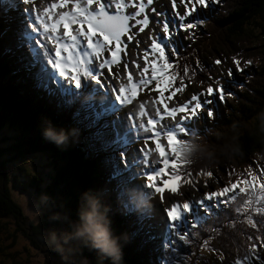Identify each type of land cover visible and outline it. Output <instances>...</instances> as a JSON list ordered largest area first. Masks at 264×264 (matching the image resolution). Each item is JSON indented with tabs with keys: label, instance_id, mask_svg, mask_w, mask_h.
<instances>
[{
	"label": "trees",
	"instance_id": "obj_1",
	"mask_svg": "<svg viewBox=\"0 0 264 264\" xmlns=\"http://www.w3.org/2000/svg\"><path fill=\"white\" fill-rule=\"evenodd\" d=\"M201 11L199 16L205 19L203 26L193 30L188 37L191 42L176 51L178 62L171 63L167 74L178 79L176 82L183 80L199 86L203 82L199 73L207 72L208 78L212 70L224 73L232 67V57H237L245 70L240 73L233 70L239 75L231 84L230 90L234 95L224 103L216 99L217 110L213 117L205 119L201 126L196 125L190 133L204 134L210 129L220 133L236 122L240 130L238 139L241 151L231 159L220 157L211 163L196 162L180 166L178 174L182 180H186L190 173L194 181L199 177L200 183H203L206 179L203 172L210 171L212 178L208 181L212 184L206 187L210 192L220 187L237 185L231 193L226 194L225 202L219 209H213L211 214L185 232L188 244L181 245L180 251L188 254L184 264H235V260L243 259L249 243L264 240V191L257 193L262 205L251 213L254 220L250 215L240 218L234 209L253 183L248 176L249 170L252 173L257 171L256 166L264 167V136L255 130L252 120L254 113L264 107V0H221L220 5H210ZM4 43V38H0V131L5 127L11 135L8 140L17 142L10 146L3 145L0 140V230L6 233L7 239L4 243L0 240V264H29L30 260L25 261L14 250H10L22 240L43 256L45 264H60L58 256L45 247L41 238L42 227L47 228L50 223L43 217L47 213H43L37 223L34 217L26 215L21 203L12 194L13 190L20 192L19 189L40 193L43 177L39 172L30 171L24 166L34 153L44 155L49 160L48 164L53 166V172L55 170V173L48 174L47 178L51 182L46 191L70 210H74L77 194L84 188L107 189L108 200L112 204L113 228L116 232L127 233V242L123 246L124 264L154 262L160 254L154 251L160 244L159 240L144 243L146 238L143 232L133 234L140 212L117 204L116 192L111 191V185L105 183L108 168L103 162L104 158L114 157L118 164V148L93 153L88 144L94 130L84 127L86 121L78 123L72 117L73 110L79 105L57 107L58 96L46 95L35 86L31 73L19 71L18 68L24 62L9 52L4 53ZM217 59L222 61L220 65L214 63ZM245 60L250 61L247 67L243 64ZM205 84L209 86L208 82ZM101 99L94 96L93 101L99 104ZM42 118L51 120L57 127H75L79 134L63 148L48 144L39 132ZM105 119L111 120L112 116ZM97 128H100L99 123ZM31 130L36 132L29 133ZM100 132L105 141L112 139L111 128H100ZM210 138H213L212 142L220 143L219 138L223 139V136H207V139ZM5 153H10V162L19 165L13 180L9 179V174L12 177L10 165L3 160ZM198 172L199 176L196 175ZM11 181L13 184L9 185ZM197 187L189 200L200 198ZM84 254L91 258V253L85 251Z\"/></svg>",
	"mask_w": 264,
	"mask_h": 264
},
{
	"label": "snow or ice",
	"instance_id": "obj_2",
	"mask_svg": "<svg viewBox=\"0 0 264 264\" xmlns=\"http://www.w3.org/2000/svg\"><path fill=\"white\" fill-rule=\"evenodd\" d=\"M146 3L150 6L153 0H146ZM170 3L178 24L176 22L170 24L163 12L152 9L157 18L156 23L162 25L163 35L162 37L159 33L150 35L148 37L150 43L145 51H150L156 58L151 60L150 65L148 60H145L144 67L139 69V72L145 75L138 81L128 75L125 66L128 84H120L117 89L109 79L113 76L111 65L118 63L119 54L126 50V41L131 42L136 33L149 24L144 0H52L41 9L37 8L33 0H0V38L11 30L16 39V47L26 49L27 57L19 59L24 61L22 66L25 71L32 74L35 86L48 96H58L57 107L71 108L73 105H79L73 110L72 117L78 123L86 121L84 127L94 130L88 144L93 153L118 148V164L111 156L105 157L103 161L108 168L105 183L111 185V191L117 192L123 185L137 187V178L143 177L142 187L149 189L150 194H158L157 199L161 204L164 203L165 192L173 195L182 194L183 184L196 188L197 182L191 179L190 173L186 180H182L178 174L180 166L188 164L180 158L178 145L182 139L179 137L190 134L181 122L190 120L200 111H205L211 119L213 110L205 105L213 102V96L224 103L228 97L234 95L231 90L226 89L225 82H221L223 78L226 76L231 80L233 70L236 73L245 70L234 56L232 67L222 76L214 78L215 87L209 85L200 93H193L189 100L178 103L176 107H164L162 111L157 109L155 116H148L147 123L137 124L131 114H128L126 123L118 114L120 107L129 102L130 96L136 95L138 85H150L154 81L159 86L162 77L158 76L157 72L163 74L166 68L172 67L166 50H170L172 56L177 54L173 43L177 33L193 32L202 27L205 19L198 18L197 10L208 8L209 5H220L221 0H179L184 8L182 14L177 12L175 0H170ZM69 4L70 9L55 11L57 8L65 9ZM130 5H134L135 11L127 13L125 10ZM141 15L142 18H137ZM132 21L135 23V31L132 30L134 27ZM10 51L8 47L3 49L4 53ZM214 63L220 65L222 61L217 59ZM243 64L247 67L250 61L245 60ZM106 68L109 69L107 77L104 76ZM149 72L150 75H147ZM115 78L119 79V74H115ZM89 84L93 93L103 92L104 98L99 104H96L91 96L81 99ZM185 87L186 84L181 82L180 89L183 90ZM109 91L111 98H108ZM175 91L173 87L172 92ZM141 114L148 115L144 112L143 105L141 112L136 115ZM109 115L112 119L106 120ZM166 117H172L173 123H164ZM101 121L103 123H100ZM98 123L100 128H111V140L103 139L100 128H97ZM141 137L145 141L144 145L133 149L130 155L129 146L139 141ZM161 137L167 141L168 151L162 147ZM148 141L155 145L154 151L158 155V160H150L153 150L148 147ZM165 175H168L170 180L180 183L173 185L169 183V179H165L162 181L163 186H160L161 182L156 178ZM196 175L199 176L200 173ZM203 176L206 178L204 184L207 186L212 173L204 171ZM248 176L251 180H256L250 170ZM236 187V184H232L231 187H220L205 192L200 199H185L182 204L173 202L163 209L165 222L161 233L152 231L156 227L151 222L155 216L154 208L140 212L133 234L143 232L146 238L144 243L160 240V244L154 249L160 254L155 257L154 262L150 261V264H184L188 254L181 252L180 248L181 245L188 244V239L186 234H181V226L186 228L190 223L195 226L211 214L213 209H218L225 202L226 194L231 193ZM255 190V187L250 189ZM260 190L264 191V186ZM123 207L128 208L127 205ZM257 239L259 240V237ZM235 264H264V240L249 243L243 259L235 260Z\"/></svg>",
	"mask_w": 264,
	"mask_h": 264
},
{
	"label": "rangeland",
	"instance_id": "obj_3",
	"mask_svg": "<svg viewBox=\"0 0 264 264\" xmlns=\"http://www.w3.org/2000/svg\"><path fill=\"white\" fill-rule=\"evenodd\" d=\"M169 0H153V4L152 5H147L146 0H144L145 2V8H146V12L149 16V24L147 26H145V28L142 31H139L136 33V35L134 36L133 40L131 42H127L126 41V50L122 51L119 55H120V59L118 61L117 64L115 65H111V72L113 73V76L110 77V81L111 84L114 85L117 89L119 88L120 84H124L127 85L128 84V75H131L133 77V80L138 81L140 78H142L145 73H141L139 72L140 68L144 67V63L145 60L147 59L149 62V65L151 64V60L155 59L156 56L154 54H152L150 51L146 52L145 49L147 48V45L150 43V40L148 39V37L150 35H155L157 33L160 34V36L162 37L163 33H162V25L156 23V17L154 16L152 9L155 8L157 11L163 12L165 14L166 19H172L174 22H176V20L173 18V13H172V6L171 3L169 2L167 4ZM177 1L176 5H177ZM34 4L37 6L38 9H41L44 6H47L50 2H52V0H33ZM210 6V5H209ZM20 7H23V5H20ZM71 5H66L65 9H59L57 8L55 11H60V10H67L70 9ZM177 12H181L183 13L184 8H176ZM203 9V8H201ZM201 9L197 10V16H199L200 14H202ZM127 13H132L135 11L134 5H130L126 10ZM12 15H15V13H12ZM137 18H142V15L137 17ZM163 19V17L161 18ZM134 27H133V31H135V23L134 21L131 22ZM13 27H15V25H13ZM189 35L192 32H186ZM177 38L178 33H177ZM4 38V47H8L11 49V51L9 52L10 55H14L15 57H27L28 53L26 52L25 48H20V51H18L19 49L16 47V39L13 35V32L11 30H9V32L3 37ZM259 39V38H258ZM137 41H139V43H137ZM175 45V44H174ZM184 44L180 43L178 45L179 50H181L182 46ZM176 45H175V50H176ZM169 56H170V61L171 59L173 60V62H178L176 55L172 56L171 55V51L169 50L168 52ZM106 55V53H105ZM23 61V60H21ZM169 61V62H170ZM24 62V61H23ZM125 66H127V73L128 75L125 74ZM18 70L20 71V67L18 68ZM108 72L109 69L106 68L104 70V76L107 77L108 76ZM115 74H119V79L115 78ZM201 78H203V82L199 84V86H195L189 82H185L183 80L176 82L177 80L173 77H171L170 75L166 74H162L160 72H157L158 76H161V81L159 86L156 85V83L154 81H152L150 83V85H145V86H137V91H136V95L135 96H130L129 102L123 106L120 107L119 109V116L124 118V121L127 123V117L128 114H131L133 117V120L139 124L140 122H144L147 123V119L148 116H155L157 109H160L161 111L163 110L164 107H176L178 106V103H183L185 100H189L191 95L193 93H200L202 90L206 89V82H208L209 85L215 87V80L214 78L217 76H222L223 73H219L215 70H212L209 73V78L206 75V73L201 74L199 73ZM147 75H150V72L147 73ZM239 75H236V73H233L231 80H229L226 76L223 78V80L221 82H225L226 84V89L230 90L231 89V84L234 83V81H236L238 79ZM205 80V81H204ZM181 82H184L186 84V87L181 90L180 89V84ZM175 88L176 91L172 92V88ZM85 96H91L92 100L94 98V96H100V98H104L103 96V92H97V93H93L91 90V84H89V87L87 89L84 90V93L81 97V99H83ZM108 98H111V91H109L108 93ZM212 103L205 105V107L208 108H212L213 110V114L216 113L217 110V104H216V97L213 96L212 98ZM141 105H143L144 107V112H146L148 115H143L141 114L140 116H137L136 114L141 112ZM166 105V106H164ZM110 116V115H109ZM178 116L179 114H177L176 119L178 120ZM205 119L208 120L209 117L207 115V113L205 111H200L198 112L195 116H193L190 120H185L182 121V125L185 127L186 131L190 132L191 130L196 128V125L201 126L205 123ZM164 123L166 124H172L173 123V118L172 117H166L164 120ZM121 131H123V129H121ZM32 132H36V130H31L29 131V133ZM85 132V131H84ZM227 131H220V133H224ZM29 136V135H27ZM11 135L8 129L2 128L0 131V140L3 141V145L7 144L10 146H13L14 142H17L14 139H9ZM19 140H24V138L21 139V137H18ZM180 139L185 138V136L181 135L179 137ZM209 141L212 142L213 138L208 139ZM223 139L219 138V142H221ZM7 142V143H6ZM47 142V141H46ZM162 147L164 148L165 151H168V146H167V141L164 140L161 137L160 140ZM48 144H50V142H47ZM145 141L143 139V137H141V139L139 141H135L134 143H132L129 148V154L131 155L132 150L133 149H137L139 147H142L144 145ZM148 147L150 149H152V154L150 155V160H158V155L155 153L154 148L155 145L152 144L151 141L147 142ZM2 145V144H0ZM52 157V155H51ZM10 158V153H5V155L3 156V160L5 162V164H7L8 166L10 165V169L12 170V177H10L9 174V179L13 180V174L17 173V166L19 165H15L12 162L9 161ZM169 158H171V153L169 152ZM52 161V159H51ZM19 162V161H16ZM49 163V160L45 158L44 155H40L38 153H34V156H32V158L30 160H28L26 163H24V166L33 172H39L41 174V176L44 179V183H43V187H41V191H44L46 193H48L46 191V188L48 187V184L51 182L47 177L48 174L51 172H53V169ZM18 164H23V163H18ZM157 166H159L157 164ZM257 171H252V175L256 177V180L253 181L252 180V185L249 188V192L247 194H244L242 199L239 201V203L236 204V206L234 207L236 214L242 218L246 215H250L252 212H255L257 210L258 207H260L262 205V202L259 200V196L257 195L258 191H260L261 187L264 186V167L260 166L257 167L256 166ZM170 171V170H169ZM55 173V170L54 172ZM158 182L160 183V186H163L162 181L165 179H169L168 175L165 176H161V177H157L156 178ZM142 182V183H141ZM169 183L175 185V181H172L169 179ZM200 182H197L196 184H199ZM13 184V181H11L9 183ZM137 187L141 188L142 190L144 189L142 187L143 184V177H139L137 178L136 181ZM202 184V183H200ZM109 187V186H108ZM187 185L186 186H182L181 191L182 194H169L167 192H165L164 195V203H160L157 199L158 194H151L150 199H149V204L151 206V208H154V212H155V216L154 219L151 221L154 225H156V229H158V233H161L163 230V226H164V222H165V216L163 213V209L165 207H169L173 202H177L182 204L183 201L185 199L189 200V197L184 198L188 195L191 194V192L187 189ZM255 187V191H250L251 188ZM18 188V187H17ZM19 189V188H18ZM195 189L192 188L191 191H193ZM199 190V188L197 189ZM20 192H17L15 190L12 191L13 196L21 203L20 205L22 206L24 212L26 213V215L30 218H33V216L30 214V209L33 206V199H35V197L38 195L37 193L30 191V190H22L19 189ZM146 193H149L150 190H143ZM189 191V192H188ZM206 191L200 192L199 197L202 198L203 194ZM49 194V193H48ZM51 195V194H49ZM55 199V198H54ZM219 209V208H218ZM216 210V209H215ZM46 213V212H45ZM46 215L43 216L46 218ZM252 217V216H251ZM253 219V217H252ZM231 220V218H230ZM238 220V219H237ZM254 220V219H253ZM249 221V220H248ZM231 222V221H230ZM181 234H185V230H184V226H181L180 228ZM6 237V233L1 232L0 230V240H2V242H6L7 239H5ZM4 238V240H3ZM10 250H14V252L16 253V255H20L22 259H24L25 261L30 260L29 264H45L43 262V256H41V254L32 248V246H30L28 244V242L22 240L21 243H18L17 246L13 245ZM1 257V256H0ZM6 264H10L9 262H6Z\"/></svg>",
	"mask_w": 264,
	"mask_h": 264
},
{
	"label": "clouds",
	"instance_id": "obj_4",
	"mask_svg": "<svg viewBox=\"0 0 264 264\" xmlns=\"http://www.w3.org/2000/svg\"><path fill=\"white\" fill-rule=\"evenodd\" d=\"M252 120L255 130L264 136V107L254 113ZM39 132L43 140L58 148L67 146L79 134L77 128L57 127L47 118H42ZM209 135L223 136V140L211 142L207 139ZM239 135L236 122L224 133L214 129L206 130L204 134L190 133L178 145L180 158L188 163H211L220 157L231 159L241 151ZM150 196L141 188L125 185L115 193V201L142 212L149 208ZM45 212L50 223L47 228L42 227L41 238L45 247L58 256L60 264H124L123 246L127 242V233L114 230L112 204L105 189L87 187L81 190L74 210L41 191L33 199L30 214L39 223ZM85 251L91 253V258L84 254Z\"/></svg>",
	"mask_w": 264,
	"mask_h": 264
},
{
	"label": "bare ground",
	"instance_id": "obj_5",
	"mask_svg": "<svg viewBox=\"0 0 264 264\" xmlns=\"http://www.w3.org/2000/svg\"><path fill=\"white\" fill-rule=\"evenodd\" d=\"M174 41H177V37L175 38V40ZM173 41V42H174ZM18 51H20V48H19V50ZM21 70H23V71H25V69H24V67L22 66L21 68H20ZM100 97V96H99ZM101 99V98H100ZM192 180H193V178H191ZM194 181V180H193ZM201 181V178H196V180L194 181V182H200ZM182 186H186V184H184V185H182Z\"/></svg>",
	"mask_w": 264,
	"mask_h": 264
},
{
	"label": "flooded vegetation",
	"instance_id": "obj_6",
	"mask_svg": "<svg viewBox=\"0 0 264 264\" xmlns=\"http://www.w3.org/2000/svg\"><path fill=\"white\" fill-rule=\"evenodd\" d=\"M189 192V191H188ZM187 196H189V193H188V195Z\"/></svg>",
	"mask_w": 264,
	"mask_h": 264
},
{
	"label": "water",
	"instance_id": "obj_7",
	"mask_svg": "<svg viewBox=\"0 0 264 264\" xmlns=\"http://www.w3.org/2000/svg\"><path fill=\"white\" fill-rule=\"evenodd\" d=\"M196 186H198V185H196Z\"/></svg>",
	"mask_w": 264,
	"mask_h": 264
}]
</instances>
